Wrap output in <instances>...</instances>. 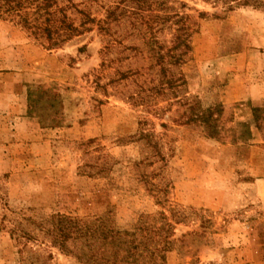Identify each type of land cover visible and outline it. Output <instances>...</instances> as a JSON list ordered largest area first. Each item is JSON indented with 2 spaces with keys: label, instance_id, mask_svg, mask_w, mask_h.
<instances>
[{
  "label": "rangeland",
  "instance_id": "1",
  "mask_svg": "<svg viewBox=\"0 0 264 264\" xmlns=\"http://www.w3.org/2000/svg\"><path fill=\"white\" fill-rule=\"evenodd\" d=\"M0 264H264V10L0 0Z\"/></svg>",
  "mask_w": 264,
  "mask_h": 264
},
{
  "label": "trees",
  "instance_id": "2",
  "mask_svg": "<svg viewBox=\"0 0 264 264\" xmlns=\"http://www.w3.org/2000/svg\"><path fill=\"white\" fill-rule=\"evenodd\" d=\"M211 2L213 5H220L226 10H231L235 7H253L256 9H262L264 10V0H205ZM180 38V39H179ZM182 37L175 36L173 46L170 48L171 50L177 49V47L183 46L184 48L188 49V44L186 40H182ZM180 40V41H178ZM194 109V107L190 106L189 111L191 112ZM257 109H253L252 113H256ZM198 113L192 115L190 118L191 121L196 122L199 126H201L204 130V133L207 137L210 138H218L220 129L218 128V122H219V110L217 108H210L205 110L197 111ZM258 116L254 115V119H257ZM113 252V251H112ZM105 254H111L114 258V253H107ZM105 254L103 257H105ZM114 254V255H113ZM125 259L128 258H134L136 256V253L128 251L127 253H124ZM154 256V253L151 254V256ZM116 260V259H115Z\"/></svg>",
  "mask_w": 264,
  "mask_h": 264
}]
</instances>
